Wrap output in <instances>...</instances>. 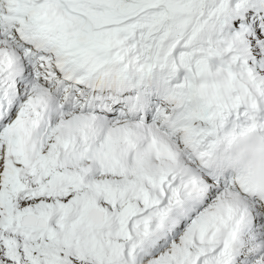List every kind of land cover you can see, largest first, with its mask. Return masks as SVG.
Returning <instances> with one entry per match:
<instances>
[{
  "label": "snow or ice",
  "instance_id": "snow-or-ice-1",
  "mask_svg": "<svg viewBox=\"0 0 264 264\" xmlns=\"http://www.w3.org/2000/svg\"><path fill=\"white\" fill-rule=\"evenodd\" d=\"M0 264H264V0H0Z\"/></svg>",
  "mask_w": 264,
  "mask_h": 264
}]
</instances>
